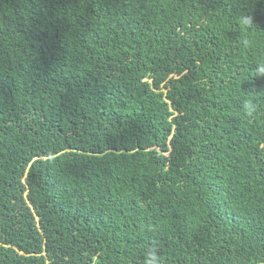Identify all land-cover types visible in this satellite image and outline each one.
Returning <instances> with one entry per match:
<instances>
[{"label":"trees","instance_id":"1","mask_svg":"<svg viewBox=\"0 0 264 264\" xmlns=\"http://www.w3.org/2000/svg\"><path fill=\"white\" fill-rule=\"evenodd\" d=\"M259 61L264 0H0V264H264Z\"/></svg>","mask_w":264,"mask_h":264},{"label":"clouds","instance_id":"2","mask_svg":"<svg viewBox=\"0 0 264 264\" xmlns=\"http://www.w3.org/2000/svg\"><path fill=\"white\" fill-rule=\"evenodd\" d=\"M253 75L264 78V61L257 62ZM258 108L259 104L254 102V98L248 97L242 102L241 111L244 116L253 117L258 111ZM148 264H157V259L154 254L151 255Z\"/></svg>","mask_w":264,"mask_h":264}]
</instances>
